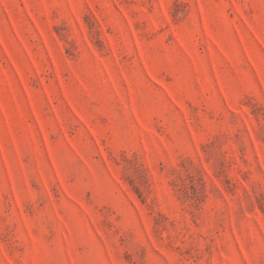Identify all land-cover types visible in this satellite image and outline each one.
Returning <instances> with one entry per match:
<instances>
[{"label":"rangeland","instance_id":"1","mask_svg":"<svg viewBox=\"0 0 264 264\" xmlns=\"http://www.w3.org/2000/svg\"><path fill=\"white\" fill-rule=\"evenodd\" d=\"M0 264H264V0H0Z\"/></svg>","mask_w":264,"mask_h":264}]
</instances>
